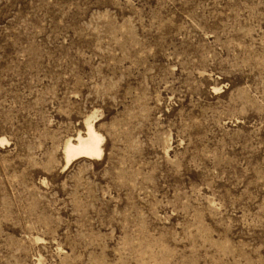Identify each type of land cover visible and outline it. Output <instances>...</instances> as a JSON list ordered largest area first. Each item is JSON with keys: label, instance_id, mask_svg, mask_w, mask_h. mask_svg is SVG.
Here are the masks:
<instances>
[{"label": "rangeland", "instance_id": "obj_1", "mask_svg": "<svg viewBox=\"0 0 264 264\" xmlns=\"http://www.w3.org/2000/svg\"><path fill=\"white\" fill-rule=\"evenodd\" d=\"M0 264H264V0H0Z\"/></svg>", "mask_w": 264, "mask_h": 264}, {"label": "bare ground", "instance_id": "obj_2", "mask_svg": "<svg viewBox=\"0 0 264 264\" xmlns=\"http://www.w3.org/2000/svg\"><path fill=\"white\" fill-rule=\"evenodd\" d=\"M86 127V137H83L81 136V134H79V136H77L75 140L68 141L65 147V155L68 160V163L73 159H94L102 156V144L104 138L99 133H97L94 128V125L91 124V122H88Z\"/></svg>", "mask_w": 264, "mask_h": 264}]
</instances>
